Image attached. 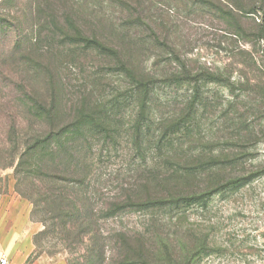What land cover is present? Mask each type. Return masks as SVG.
I'll return each instance as SVG.
<instances>
[{"label":"rangeland","instance_id":"1","mask_svg":"<svg viewBox=\"0 0 264 264\" xmlns=\"http://www.w3.org/2000/svg\"><path fill=\"white\" fill-rule=\"evenodd\" d=\"M40 1L0 0L1 53L18 34L31 37L38 19L47 20L37 16ZM88 1L99 17L84 25L85 32L118 50L138 77L151 80L153 92L141 121L150 131L139 151V101L134 85L116 71L120 62L88 52L65 63V85L86 90L105 110L121 102L111 139L92 142L86 192L102 212L127 196L187 198L100 220L104 234L126 232L153 256L151 264H264V57L255 43V23L264 13H246L264 0ZM30 86L38 89L42 80L26 76ZM7 122L0 116V143L7 139ZM173 123L177 131L166 132ZM163 132L169 137L159 143ZM1 164L0 202L20 196L15 166ZM21 184L26 190V177ZM32 212L39 234L45 226ZM39 241L34 258L67 264L70 253L57 238ZM109 256L117 257L112 250Z\"/></svg>","mask_w":264,"mask_h":264},{"label":"trees","instance_id":"2","mask_svg":"<svg viewBox=\"0 0 264 264\" xmlns=\"http://www.w3.org/2000/svg\"><path fill=\"white\" fill-rule=\"evenodd\" d=\"M42 1L35 10L37 16L44 15L47 20L38 19L29 38L21 30L11 48L0 52V116L10 120L5 130L7 139L0 143L1 167L15 166L16 192L33 205L32 216H38L45 226L34 238L36 246L41 238L50 235L69 251L67 264H151L153 256L141 244H132V236L126 232L105 235L100 220L133 209H157L187 198L127 196L112 202L104 212L103 208H96L94 199L86 192L94 163L90 162L92 142L96 138L111 139V120L121 110V102L114 100L105 110V105L93 103L86 96V90H75L67 83L66 87L63 72L65 63H77L88 52L120 62L116 71H121L134 85L139 101L140 119L134 126V142L139 151L150 131L148 126L143 129L141 121L148 114L153 84L138 77L121 60L118 50L85 32L84 25L99 17L90 6L93 2L56 0L61 5L57 6L53 1ZM106 1L96 3L107 5ZM261 12L264 13L263 3L246 13ZM255 25V43L264 57V16ZM42 48L45 51L41 53ZM26 76L42 80L43 86L27 88ZM195 103H190V113L195 110ZM176 123L168 125L165 131H177ZM166 132L161 134L159 143L169 137ZM21 177H26V190L21 188ZM110 250L117 257H110Z\"/></svg>","mask_w":264,"mask_h":264},{"label":"crops","instance_id":"3","mask_svg":"<svg viewBox=\"0 0 264 264\" xmlns=\"http://www.w3.org/2000/svg\"><path fill=\"white\" fill-rule=\"evenodd\" d=\"M6 197L0 202V264L2 259L7 264H66L33 257V238L41 228L32 221L31 203L18 195Z\"/></svg>","mask_w":264,"mask_h":264},{"label":"built area","instance_id":"4","mask_svg":"<svg viewBox=\"0 0 264 264\" xmlns=\"http://www.w3.org/2000/svg\"><path fill=\"white\" fill-rule=\"evenodd\" d=\"M2 264H7L6 259H2Z\"/></svg>","mask_w":264,"mask_h":264}]
</instances>
